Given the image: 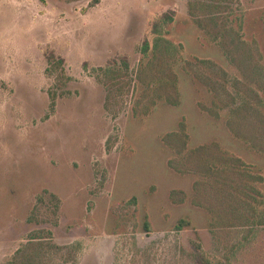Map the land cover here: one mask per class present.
Listing matches in <instances>:
<instances>
[{"label": "rangeland", "instance_id": "1", "mask_svg": "<svg viewBox=\"0 0 264 264\" xmlns=\"http://www.w3.org/2000/svg\"><path fill=\"white\" fill-rule=\"evenodd\" d=\"M0 264H264V0H0Z\"/></svg>", "mask_w": 264, "mask_h": 264}, {"label": "trees", "instance_id": "2", "mask_svg": "<svg viewBox=\"0 0 264 264\" xmlns=\"http://www.w3.org/2000/svg\"><path fill=\"white\" fill-rule=\"evenodd\" d=\"M194 5H195V2H192L191 6L194 7ZM157 45L158 44L156 43L155 47H157ZM149 48H150L149 42L147 40L144 41V44H143V46L141 48V53L145 56L146 53H147V51L149 50ZM46 57H47L48 62H50L52 59L57 58L59 60L58 63H60V64H63L64 63V59L62 57L56 56V54H55L54 51H50L49 54H46ZM123 63H124L123 67L128 68V62H127V60L123 59ZM110 64L111 63H108V67H111V66H109ZM100 69L104 72L105 76H107L109 73L114 72V70H111V68L104 69L102 67ZM66 78H67V80H70L69 77H66ZM115 78H116V75L114 74V77H111V82H113ZM54 107H55V97L52 96L51 104H50V108H51L52 111L54 110ZM52 196L55 197L54 195H52ZM131 201L135 203L136 202V199L133 198ZM188 224H189V222L187 220H184V219L183 220H180L179 223H178V225L176 226V229L177 230H181L185 226H187ZM145 229L146 230H149V226H148V223L147 222L145 223ZM42 238L43 237L37 238L36 236L30 235V237L28 239L33 243V246H36V245H39L40 246L42 244H39V242H36V240L42 239ZM33 259L34 258H30V261H33Z\"/></svg>", "mask_w": 264, "mask_h": 264}]
</instances>
